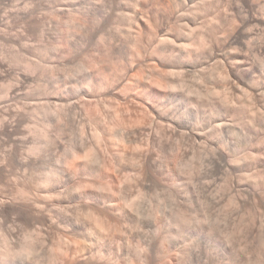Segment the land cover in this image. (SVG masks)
<instances>
[{"label": "bare ground", "instance_id": "6f19581e", "mask_svg": "<svg viewBox=\"0 0 264 264\" xmlns=\"http://www.w3.org/2000/svg\"><path fill=\"white\" fill-rule=\"evenodd\" d=\"M229 1L230 13L216 8L219 0H0V44L19 47L13 56L0 47V82H8L0 83V136L7 139L0 142V181L10 187L0 193V264H187L186 233L194 223L205 227L208 239L221 235L222 260L214 264H244L238 259L251 246H235L234 227L218 229L220 215L193 217L189 195L207 121L218 124L215 135L224 129L231 144L226 138L225 150L218 142L208 151L216 164L237 175L244 161L264 162V134L255 130L262 148L256 157L242 151L244 132L236 133L240 118L264 125V3ZM48 23L58 41L40 50L29 37L43 41L52 33ZM249 53L262 75L254 73ZM37 54L59 63L30 58ZM219 80L236 90L245 85L246 101L208 84ZM20 100L22 106L12 108ZM72 129L81 139L66 147L61 138ZM168 145L172 158L165 155ZM132 164L133 176H124ZM262 164L238 174L237 185L248 183V196L257 195L263 207ZM15 169L27 174L11 186ZM162 180L171 186L163 183L169 206L174 203L164 216L160 198L150 207L131 200L135 187L143 197ZM244 192L240 187L227 207L249 201ZM18 221L42 225L48 238L25 231L16 240ZM134 230L142 239L139 258L132 254L138 260L129 257L127 236ZM49 241L40 258L39 246Z\"/></svg>", "mask_w": 264, "mask_h": 264}, {"label": "rangeland", "instance_id": "374dc122", "mask_svg": "<svg viewBox=\"0 0 264 264\" xmlns=\"http://www.w3.org/2000/svg\"><path fill=\"white\" fill-rule=\"evenodd\" d=\"M220 2H218L217 4V6H216V8L217 9H223L224 11H225V9L227 8V10H228V7L230 8V6H232L233 5V2H231L232 3V5H231V3H230V1L229 0H227L228 2H226V0H219ZM260 2H261V0H260ZM262 2L264 3V0H262ZM219 4H220V8H219ZM222 4V5H221ZM227 4V5H226ZM228 4H229V6H228ZM225 5V6H224ZM263 6H264V4H262ZM225 8V9H224ZM226 13H230V10H228V12L227 11H225ZM212 14V12H209V14ZM209 14H207L206 16L207 17H211V16H209ZM54 22V21H53ZM52 23V22H51ZM51 23H48L49 25H48V27H51L52 26V24ZM56 22H54L53 23V27H55L56 26V24H55ZM54 24H55V26H54ZM51 25V26H50ZM121 26V25H120ZM53 27H51L52 28V33H50L45 39H47L46 40V42H45V39L43 40V41H41V40H39V39H37V38H35V37H29V41H30V43H33L34 44V46L36 47V48H38L39 46V49L40 50H43V46H45L46 44H48L49 46H50V44L51 43H54L55 41H58V40H55V38H58V35L56 34V31L53 29ZM122 28H123V30H126V28L124 29V27L122 26ZM48 29H50V28H48ZM54 31V32H53ZM51 32V31H50ZM125 32V31H124ZM55 34V35H54ZM57 35V36H56ZM51 39V40H50ZM33 40V41H32ZM37 40V41H36ZM53 40V41H52ZM39 41V42H38ZM51 42V43H50ZM37 43V44H36ZM45 45H44V44ZM56 43V42H55ZM36 44V45H35ZM42 44V45H41ZM39 45V46H38ZM0 47H2L3 48V50L5 51V52H7L8 54H10V55H14L15 53H18V50H19V47H14V46H11V45H4V47H3V45H1L0 44ZM2 48H0V49H2ZM7 48V49H6ZM16 48V49H15ZM14 49V50H13ZM9 51H10V53H9ZM14 51V52H13ZM17 51V52H16ZM11 52H12V54H11ZM12 55V56H13ZM50 55H48L47 57L45 56V57H42V56H40L39 55V58H38V54H37V57L36 56H30V58L31 59H33V60H36L37 62H39V63H41V64H43V65H46V66H52V65H58V63H59V60H58V58H56V57H53L52 55L49 57ZM249 56V57H248ZM247 57V59H249V61H250V63L251 64H253L255 67V69L257 68V72L255 71V69H254V73L255 74H257V75H262L261 73H262V70H260L261 68H259L258 66L256 67V64H258L257 63V61L255 60V58H254V55H252V56H250V53H249V55H248ZM35 57V58H34ZM56 60V61H54V60H51L50 61V58L51 59H53V58ZM250 58H251V60H253V61H251L250 60ZM254 58V59H253ZM44 59V60H43ZM46 59H47V61H46ZM42 62H41V61ZM58 60V61H57ZM45 61V62H44ZM48 61H50L49 63H48ZM54 61V62H53ZM255 61H256V63H255ZM56 62H58V63H56ZM254 62V63H253ZM46 63V64H45ZM259 65V64H258ZM17 69H21L20 67H17ZM261 73H260V72ZM259 73V74H258ZM193 80H194V78H192ZM192 80V81H193ZM5 82V81H4ZM4 82H0V83H2L1 85H3V86H6V84H8V82L6 81L5 83ZM197 82V81H196ZM223 82L224 81H221L220 82V80L216 83V84H212V82H210V83H208L209 85H210V87L211 88H219L218 90H220L221 91V89H222V91L221 92H225L224 94H228V95H230V96H232V97H234V99L235 100H240V101H246V98H245V96H244V94H243V92H245V90L247 89V87L245 86V85H243V84H240V87H238L237 88V90L236 89H232V88H230V87H225V86H223V85H221V84H223ZM196 84H198V86L200 85L201 86V84L200 83H196ZM208 84H206L207 85V87L208 88H210L209 87V85ZM215 85V86H212V85ZM225 84V83H224ZM0 85V86H1ZM221 85V86H220ZM197 86V85H196ZM2 87V86H1ZM1 87H0V89H1ZM203 87H204V90H205V83L203 84ZM202 86H201V89L203 88ZM223 87H224V89H223ZM230 90V91H229ZM232 90V91H231ZM233 92V93H232ZM230 93V94H229ZM232 93V94H231ZM235 95V96H234ZM242 98V97H244V98H242V99H239V98ZM244 101V102H245ZM22 102H24L23 100H20V101H18V102H13L12 103V108H14V109H18V108H20L22 105H21V103ZM258 106V105H257ZM0 107H1V105H0ZM258 107H260V106H258ZM260 109H262V111L264 112V105H262L261 107H260ZM205 115V114H204ZM240 117L238 116V117H236L234 120H235V122L237 121V119H239ZM241 120V118L238 120V121H240ZM245 120V119H244ZM214 123H213V122ZM238 121H237V129H236V133L238 134L239 133V131L241 132V134H242V132H244L243 133V135L244 136H241V137H244V138H246L247 139V142L246 141H243L244 140V138H242V148H243V150H242V148H241V150L244 152H250V153H252V154H254L256 157H258L259 155V153L258 152H261V146L260 145H258L257 146V137L259 136V134L262 136L263 134H264V127H261V126H264V125H262L261 124V126H260V124H258V122H254L253 123V125H249L250 123L252 124V121L249 123V122H247L246 120L245 121H240L239 122V124H238ZM210 122H211V125H210ZM243 122H245V124L246 123H249L246 127L247 128H249V126H250V128H251V126H252V128H251V131H249L250 130V128H249V130L246 128V127H244L245 126V124L243 125ZM215 121L214 120H211V121H207V127H206V125H205V127H206V129H205V131L204 132H206V133H208L206 136H208L207 137V139L208 140H206L205 142L207 143H205V144H202V148L204 149V150H202V151H204L203 152V154L201 155V158L200 159H196L195 160V162H194V166L196 167V170H197V172H196V174H195V176H194V178H193V180H192V186H191V188H190V197H191V200H192V210H191V213H192V216L193 217H196V216H198V217H201L202 215H204L205 216V212L208 214V215H210V216H218V215H220V218H221V220L222 221H220L219 223H218V226H219V230H223L225 227H230V226H233L234 228L233 229H235L236 230V236L235 237H233L232 238V242L233 241H235L234 242V244H235V246H239V247H241V249H243L245 246H246V244L248 243L251 247H250V249H249V252H248V254H242L241 255V258L240 259H238L239 260V262L240 263H244V264H247V260L249 259V261H250V264H264V233H261V234H259V233H257L256 231H255V234H253L252 233V228H257L258 226L260 227L261 225L264 227V206L262 207L261 205H259V204H261L262 203V201H261V198H259L257 195H256V197H251V196H248V195H252L249 191H251V190H253V189H250V186L248 185V183H247V185H246V183L245 184H242L244 187H247L246 189L244 188V187H242L240 184V186L239 185H237V183H238V178H239V176H241V175H245V174H251L252 172H254V171H256V169L257 170H261L263 167V164L262 163H264L263 161H261L262 159H260V158H258V159H260V160H258L257 159V161L256 160H254L253 162H247V163H249V164H251L250 165V167L248 166V165H246L247 163L244 161V163H241L243 166L242 167H244V173L242 174V170H243V168H242V170H239L240 172H241V174H240V172L239 173H237V175H236V173H234L235 171L234 170H232L233 172H230L231 170H229V167H227L225 164H223L222 162H218V164H216L215 162H214V160L213 159H211V158H213V156H212V153L210 154L209 152H211V149H213V147H215V146H217V144H218V142H219V144H218V146L219 147H221L220 145V143L222 142L224 145H226L225 143H226V138H227V142L229 143V139H228V137L229 136H227V133L226 134H224V135H226V136H224V137H222L223 136V134L222 133H224V132H226L224 129L223 130H221V134H217V135H219V136H217V135H215V132H216V130H217V128H218V124L216 123V125H215ZM241 123V124H240ZM256 123L259 125V127H258V125H256ZM238 125H239V127H238ZM210 126V127H209ZM216 128V130H215V128ZM253 126H255L254 128H257V129H254V131L256 130H258L257 132H260L259 134H258V136H256L257 134H256V131L255 132H253ZM257 126V127H256ZM208 128V129H207ZM212 128H213V130H212ZM246 128V129H245ZM263 128V129H262ZM210 130H212V132L210 131ZM241 130H244V131H241ZM262 130V131H261ZM224 131V132H223ZM246 131V132H245ZM209 132H210V134H209ZM248 132H250V134L248 133ZM205 133V134H206ZM211 133H212V135L213 136H211ZM214 133V134H213ZM247 133H248V135H247ZM252 133V134H251ZM255 133V134H254ZM240 134V135H241ZM70 135V136H69ZM67 136V137H66ZM211 136V137H210ZM238 136H239V134H238ZM245 136H247V137H245ZM264 136V135H263ZM69 137H71V138H69ZM213 137V138H212ZM220 138V140L218 139V138ZM249 137V138H248ZM3 138V139H2ZM64 138V139H63ZM81 139V137L80 136H78V139H77V134L75 133V131L72 129V131H70V132H68L66 135H63L62 136V142H63V144L64 145H66V147L68 146H70V145H77L79 142L77 141V140H79L80 141V139ZM222 138V139H221ZM77 139V140H76ZM225 139V140H224ZM245 139V140H246ZM255 141L254 142V144H256V145H252V143L253 142H251V141H253V140ZM7 139L5 138V140H4V136H0V142L2 143L3 141H6ZM212 140V141H211ZM214 140V141H213ZM217 140V141H216ZM249 140V141H248ZM77 141V142H76ZM169 141H170V139H169ZM171 141H172V139H171ZM169 142V143H173V142ZM72 142V143H71ZM217 142V143H216ZM244 142V143H243ZM4 143V142H3ZM66 143V144H65ZM75 143V144H74ZM246 143V144H245ZM250 143V144H249ZM223 144H222V147L221 148H223L224 150L228 147L227 145H229V144H227L226 145V148H225V146L223 147ZM172 146H173V144H171ZM212 145V146H211ZM214 145V146H213ZM250 145V146H249ZM170 145H168V147H169ZM172 146H170V147H172ZM230 146H231V144L229 145V149H230ZM255 146H257V147H255ZM169 147V148H170ZM257 148V149H254V148ZM245 148V149H244ZM261 148V149H260ZM171 149V148H170ZM170 149H167L166 151L167 152H165L166 154V156L168 157V158H172V156H173V154H174V151H173V147H172V150H170ZM248 149V150H247ZM250 149V150H249ZM255 151H254V150ZM259 149H260V151H259ZM228 150V149H227ZM226 150V151H227ZM61 151V150H60ZM209 151V152H208ZM225 151V152H226ZM228 151H230V150H228ZM60 154H62L63 153V151H61V152H59ZM229 153H231V152H229ZM227 154H228V152H227ZM258 155V156H257ZM211 156V157H210ZM212 161V162H211ZM257 162V166L258 165H260V164H262L261 166H260V168L258 167L257 168V166H256V163ZM259 162V163H258ZM261 162V163H260ZM246 163V164H245ZM253 163V164H252ZM217 166H216V165ZM241 164H239V165H233V167H234V169H236V171L238 172V170H237V168H235V167H240L241 168ZM212 165V166H211ZM220 165V166H219ZM130 166H132V167H130ZM216 166V167H215ZM223 166H226V167H223ZM253 166V167H252ZM256 166V169L254 168ZM221 167V168H220ZM247 167H248V170H246L247 169ZM130 168V169H129ZM129 168H127V170H126V173H125V171L123 172L124 174V176H126V174H127V177L128 176H133V174L134 173H132L131 172V170L134 172V170L132 169V168H134L133 167V164L132 165H129ZM239 168V169H240ZM252 169H255V170H252ZM251 170V171H250ZM249 171V172H248ZM246 172V173H245ZM27 174V172H26V170H23V169H15L13 172H12V176L10 177L11 178V180H10V185L11 186H14V185H17V184H19L20 182H22V181H24L25 180V175ZM131 173H132V175H131ZM238 174H239V176H238ZM38 176H41V174L39 173L38 174ZM238 176V177H237ZM162 187L161 186H151V190H150V192H149V195H145V196H141V197H139L138 196V193H137V191L139 192V189L138 188H134V194H133V196H135V198L134 197H132L131 198V200H133V201H139V203L142 205V206H144V207H150V205L151 206H154V205H156V201L160 198L161 199V201H162V204H163V214H161L162 216H164V214L165 213H168V212H170L172 209H173V207H174V203H172L171 204V206H169V203L171 202V199H169V195L171 194V192H170V190L169 189H166L165 187H164V185H163V183H165L163 180H162ZM165 184H167L169 187H171L170 185H169V182H167V183H165ZM232 184H233V187H232ZM249 186V187H248ZM252 187L254 186L253 184L251 185ZM256 186V185H255ZM255 186L253 187V188H255ZM237 187L239 188L238 190H237ZM240 187H241V190H242V188L244 189V190H246V191H248V193H250V194H248L247 192H244V194L248 197V200L249 201H247L246 203H244V204H240V205H237V206H234V205H231V206H229V207H227L229 204H230V201L229 200H231V197H233L234 195H236V194H238V192H239V190H240ZM260 187H261V189H262V186H259V188L258 189H260ZM248 188H249V190H248ZM9 189H10V187H8V186H6V184H4L3 182H1L0 181V193H2V192H4V193H6V192H8L9 191ZM138 189V190H137ZM256 189H257V187H256ZM260 189V190H261ZM8 190V191H7ZM40 190V191H39ZM173 190V189H172ZM236 190L238 191V192H236ZM243 192V191H242ZM35 193H37V194H42L43 193V189H40V188H38L37 190H36V192ZM173 193H174V191H173ZM234 194V195H233ZM253 196V195H252ZM254 199V200H253ZM208 200V201H207ZM255 200H257V202L255 201ZM194 202V203H193ZM205 202H209V204H208V206H206L205 207ZM227 204V205H226ZM193 205H194V209H193ZM21 222V221H20ZM19 221L18 222H16L15 223V231H16V233H15V239L16 240H18V239H21L22 237H23V235H24V232L25 231H29V232H32V233H40V232H42L41 234H44L43 232L45 231V227H43L42 225H40V224H34V225H28V224H26V225H24V224H22V223H20ZM163 224V223H162ZM256 226V227H253V226ZM26 229V230H25ZM264 229V228H263ZM164 228H163V231H162V234L164 233ZM134 233L133 234H128V236H127V239L130 241H132V242H130L131 244V248L129 249V251H130V253H131V255H129V253H127V255H129V257H131L132 256V254H133V256H136V258H139V252L137 251V248L138 247H140L141 245H142V239L141 238H138L137 236H133V235H136L137 233H135V232H137V231H133ZM187 237H188V240H189V244L191 245L190 247V249H189V254H190V258H189V260L187 261V264H214L217 260H218V258L219 259H221L222 260V249H223V241L221 240V235L220 234H217L214 238H212V239H208V238H206L205 237V227L204 228H201L200 230H197L196 228H195V223L192 225V226H190V228H189V230L187 231ZM132 235V236H131ZM44 236L46 237V238H48L47 236H46V232H45V234H44ZM130 236V237H129ZM57 237V236H56ZM135 238V239H134ZM137 239H138V241H137ZM141 239V240H140ZM56 240L57 239H55L54 240V243H56ZM141 241V242H140ZM134 242H135V244H134ZM50 243V244H49ZM141 243V245L139 246V245H137V244H140ZM44 244V245H43ZM41 246H39V249H38V252H37V254H38V256L41 258V256L43 257L44 256V254H45V250L44 249H47V247H48V245L49 246H52V242L51 241H49V242H46V243H43ZM48 244V245H47ZM45 246H47V247H45ZM137 247V248H136ZM238 247V248H239ZM134 249V251H131V250H133ZM128 251V252H129ZM138 252V253H137ZM132 256V257H133ZM135 260H138V259H136L135 257H133ZM248 258V259H247ZM44 260H45V258H44ZM186 264V263H185Z\"/></svg>", "mask_w": 264, "mask_h": 264}]
</instances>
